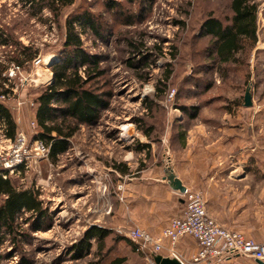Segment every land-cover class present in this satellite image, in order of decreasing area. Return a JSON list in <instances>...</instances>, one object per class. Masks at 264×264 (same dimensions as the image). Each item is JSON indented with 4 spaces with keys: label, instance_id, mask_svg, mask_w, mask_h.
Wrapping results in <instances>:
<instances>
[{
    "label": "rangeland",
    "instance_id": "obj_1",
    "mask_svg": "<svg viewBox=\"0 0 264 264\" xmlns=\"http://www.w3.org/2000/svg\"><path fill=\"white\" fill-rule=\"evenodd\" d=\"M229 4V0H74L60 13L58 24L51 13L42 11L41 18L52 22L44 25L29 16L20 0H0V28L38 52L34 61L16 70L4 63L0 48V62L6 67L2 76L10 92L0 102L29 148L36 133L31 126L33 99L52 79L48 64L41 61L45 55L57 59L64 24L73 16L89 14L95 25L97 34L88 28L84 33L76 29L85 52L99 59L103 75L93 88L105 94L107 104L96 123L79 127L70 148L55 163L47 157L35 164L26 162L13 175L7 172L16 188L38 192L46 219L38 222L29 215L18 219L15 241L0 240V264H93L99 260L105 264L116 258H124L123 264H148L119 240L117 231L126 227L129 215L122 198L124 185L178 153L183 147L180 134L185 140L188 133L199 134L206 141L212 130L235 129L245 136L249 158L255 157L250 149L264 146V0H259L256 15L255 48L241 57V63L220 72L209 57V39L201 26L209 17L227 21ZM168 71L170 79L165 83ZM247 86L252 108L242 105ZM124 123L127 129L118 130ZM3 134L0 127V171L13 148ZM142 146L147 148L139 150ZM116 166L127 172H119ZM93 226L111 234L101 251L98 243L88 241L91 249L85 254L80 249ZM226 258L211 263L220 264Z\"/></svg>",
    "mask_w": 264,
    "mask_h": 264
},
{
    "label": "trees",
    "instance_id": "obj_2",
    "mask_svg": "<svg viewBox=\"0 0 264 264\" xmlns=\"http://www.w3.org/2000/svg\"><path fill=\"white\" fill-rule=\"evenodd\" d=\"M22 7L27 9L31 18L44 25H50L48 19H42L41 13L46 10L53 15V21L58 24L60 13L71 7L74 0H20ZM230 18L223 22L220 19L209 17L204 20L201 32L208 37L211 47L210 59L223 71L226 66H235L242 62L241 57L249 56L257 43V10L259 0H229ZM80 32L86 28L97 34L95 25L89 14L73 16L64 24L63 40L57 50V59L48 63L52 73L51 83L41 88L32 102L34 111V126L36 133L34 141H41L48 147V157L51 163L70 148V139L80 126L89 127L96 123L101 113L107 107L105 94L94 90L93 86L102 77L103 71L99 59L89 55L83 49ZM0 48L3 49L4 63L24 68L36 59L38 52L32 45L22 46L15 37L11 36L8 29L0 28ZM241 58V59H240ZM6 67L0 62V96H8L6 88L7 79L2 76ZM170 72L164 75V82L169 81ZM248 80V75L246 77ZM197 111V109H194ZM0 127L4 137L13 142L17 126L11 113L0 102ZM181 146L185 136L180 134ZM143 148L147 147H141ZM121 173H126V168L116 166ZM6 171H0V240L10 238L15 241L17 235L18 219L25 215L35 218L38 222L46 219L42 201L39 200L37 191L20 189L13 186L10 177L3 178ZM109 230L92 227L87 231L84 246L81 251L89 253L91 247L88 241L94 240L102 250L105 241L110 236ZM120 241L127 242L134 252L135 247L120 236ZM76 248L75 250H77ZM79 250V251H80ZM76 257V256H74ZM125 259L116 258L105 264H123ZM102 264V261L93 262Z\"/></svg>",
    "mask_w": 264,
    "mask_h": 264
},
{
    "label": "crops",
    "instance_id": "obj_3",
    "mask_svg": "<svg viewBox=\"0 0 264 264\" xmlns=\"http://www.w3.org/2000/svg\"><path fill=\"white\" fill-rule=\"evenodd\" d=\"M212 131L218 133H209L207 143L205 137L188 133L178 153L164 158L160 166L143 170L140 177L124 185L122 201L127 204L129 214L124 229L139 227L158 238L169 221L180 216L183 197L164 181L165 166L170 165L187 190L201 192L205 210L217 224L255 243H264V146L251 148V153L256 155L249 158L241 131ZM223 136L226 139L220 143ZM167 245L165 241L164 246ZM197 250L194 240L183 237L174 252L181 263L191 264ZM218 263L257 264L255 260L238 256Z\"/></svg>",
    "mask_w": 264,
    "mask_h": 264
},
{
    "label": "built area",
    "instance_id": "obj_4",
    "mask_svg": "<svg viewBox=\"0 0 264 264\" xmlns=\"http://www.w3.org/2000/svg\"><path fill=\"white\" fill-rule=\"evenodd\" d=\"M13 68L19 70L18 67L11 66V69ZM13 73L14 70H11L9 76L11 77ZM48 81L46 85L52 82L51 79ZM6 98L7 96H0V101L3 102ZM31 126L36 128L34 122L31 123ZM48 153V147L44 146L41 141H34L29 148L24 135L21 132H16L11 157L3 160V171H6L3 178L7 176V172L11 175L15 174L17 169H20L26 162L31 161L35 164L37 161L47 158ZM181 196L183 205L180 216L170 220L158 238L151 237L139 227L122 228L117 231L121 237L135 247L136 253L144 256L148 264H154L152 255L178 260L174 249L183 237L191 238L198 246L196 254L191 259V264H200L233 255L248 257L264 263V243H255L244 238L242 234L217 224L208 216L201 193L185 189ZM165 241H168L167 247L164 246Z\"/></svg>",
    "mask_w": 264,
    "mask_h": 264
},
{
    "label": "water",
    "instance_id": "obj_5",
    "mask_svg": "<svg viewBox=\"0 0 264 264\" xmlns=\"http://www.w3.org/2000/svg\"><path fill=\"white\" fill-rule=\"evenodd\" d=\"M250 87L245 88V93L243 96L242 105L244 108H252V98L250 93ZM164 181H167L168 186L174 192H177L179 195H182L185 192V187L182 185V182L176 178L173 168L170 165H166L164 169ZM154 264H181L177 259L170 257H162L160 255H152ZM257 264H264L263 262L256 260Z\"/></svg>",
    "mask_w": 264,
    "mask_h": 264
},
{
    "label": "bare ground",
    "instance_id": "obj_6",
    "mask_svg": "<svg viewBox=\"0 0 264 264\" xmlns=\"http://www.w3.org/2000/svg\"><path fill=\"white\" fill-rule=\"evenodd\" d=\"M54 59V55H45V56H43V58H42V61H41V64L43 65V64H48V63H50V61H52ZM127 124L126 123H124V124H120L119 125V128H118V130H125V129H127Z\"/></svg>",
    "mask_w": 264,
    "mask_h": 264
}]
</instances>
